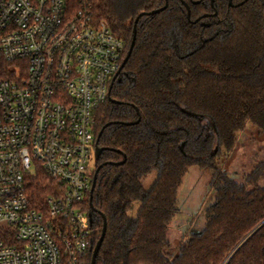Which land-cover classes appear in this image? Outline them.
<instances>
[{"label": "trees", "instance_id": "16d2710c", "mask_svg": "<svg viewBox=\"0 0 264 264\" xmlns=\"http://www.w3.org/2000/svg\"><path fill=\"white\" fill-rule=\"evenodd\" d=\"M89 3L124 41L123 59L136 18L167 6L138 18L112 101L93 113L95 144L107 149L91 169V204L90 193L82 204L92 230L87 264L104 221L95 264H264V158L241 178L217 166L249 127L264 138V0ZM192 167L211 172L213 196L202 226L173 245L179 189ZM53 187L43 173L32 178L31 204L45 209Z\"/></svg>", "mask_w": 264, "mask_h": 264}, {"label": "built area", "instance_id": "2783aa9c", "mask_svg": "<svg viewBox=\"0 0 264 264\" xmlns=\"http://www.w3.org/2000/svg\"><path fill=\"white\" fill-rule=\"evenodd\" d=\"M124 51L89 0H0V264H87L93 113ZM39 173L45 209L28 194Z\"/></svg>", "mask_w": 264, "mask_h": 264}, {"label": "rangeland", "instance_id": "374dc122", "mask_svg": "<svg viewBox=\"0 0 264 264\" xmlns=\"http://www.w3.org/2000/svg\"><path fill=\"white\" fill-rule=\"evenodd\" d=\"M264 158V138L256 130L249 127L239 139L234 152L225 158L217 166L226 171L230 176L241 178L249 173L260 160ZM94 157L90 161L91 168L94 167ZM220 165V167H219ZM211 172L206 169L192 167L183 179L179 189V212L176 221L170 229L169 238L175 245L181 238L186 228L199 229L203 223L205 208L210 204L213 192L209 186ZM155 177V171L146 178V187L150 185ZM138 204L135 203L130 211L134 217Z\"/></svg>", "mask_w": 264, "mask_h": 264}, {"label": "water", "instance_id": "95a60500", "mask_svg": "<svg viewBox=\"0 0 264 264\" xmlns=\"http://www.w3.org/2000/svg\"><path fill=\"white\" fill-rule=\"evenodd\" d=\"M182 4L184 5L186 11H187V17L189 18L190 16V10H189V6L185 3V2H182ZM229 4H231V0H229ZM167 4H165L164 7L160 8L159 10H155V11H152L150 13H141L135 20L134 22V25H133V31H132V40H131V43H130V46H129V49L127 51V54H126V57L123 59V62H122V65H121V69L120 71L118 72V74L113 78V81L111 83V86L109 88V97H108V100L109 101H112L111 98H110V92H111V89H112V86H113V83L115 82L116 78L118 77V75L120 74L122 68L124 67V65L126 64V62L128 61V58L129 56L131 55V52H132V49H133V46H134V43H135V38H136V25H137V22H138V18L144 14L146 15H153V14H156V13H159L160 11H163L165 8H166ZM200 18H198L196 21H199ZM126 125H130V123L126 124ZM107 148H100L96 145L95 147V150H94V162L95 164H97V161L99 159V156L100 154L106 150ZM123 162H120L118 164H121ZM117 164V165H118ZM100 167V166H99ZM95 178L96 176H93V179H92V184H91V189H90V199H89V202L91 204V194H92V191L94 189V185H95ZM90 217V215H89ZM105 230H106V225H105V221L103 222V227L101 229V235L99 237V239L97 240L96 244H95V247L92 251V256H91V262L90 264H95V261H96V258H97V255H98V252H99V249L101 247V244H102V241H103V238H104V235H105Z\"/></svg>", "mask_w": 264, "mask_h": 264}, {"label": "flooded vegetation", "instance_id": "af4514ba", "mask_svg": "<svg viewBox=\"0 0 264 264\" xmlns=\"http://www.w3.org/2000/svg\"><path fill=\"white\" fill-rule=\"evenodd\" d=\"M97 166V165H96Z\"/></svg>", "mask_w": 264, "mask_h": 264}]
</instances>
